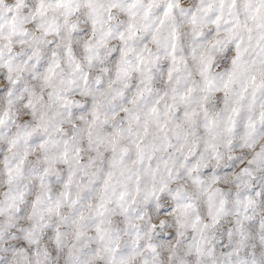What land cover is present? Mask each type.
Here are the masks:
<instances>
[{"label": "snow or ice", "instance_id": "obj_1", "mask_svg": "<svg viewBox=\"0 0 264 264\" xmlns=\"http://www.w3.org/2000/svg\"><path fill=\"white\" fill-rule=\"evenodd\" d=\"M0 264H264V0H0Z\"/></svg>", "mask_w": 264, "mask_h": 264}]
</instances>
